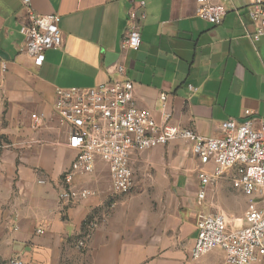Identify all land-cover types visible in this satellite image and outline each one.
Segmentation results:
<instances>
[{
	"label": "crops",
	"instance_id": "0c3cea01",
	"mask_svg": "<svg viewBox=\"0 0 264 264\" xmlns=\"http://www.w3.org/2000/svg\"><path fill=\"white\" fill-rule=\"evenodd\" d=\"M145 1L141 43L131 50L122 47L128 0H31L37 14L59 15L64 38L38 62L24 50L20 27L28 16L22 1L0 0V65H7L0 70V264L17 257L27 264L224 262L220 248L191 259L198 221L212 214L196 209L203 207L199 180L147 181L144 186L154 188L150 194H116L108 164L99 159L93 173L74 180L96 195L74 201L59 195L76 151L57 117L55 90L108 82L115 76L110 64L126 66L136 105L153 111L159 122L167 112L171 124L220 137L222 122L244 121L245 110L256 123L264 119V37L251 38L248 15L254 0H223L227 13L218 25L198 17L197 0ZM189 84L199 90L192 92ZM35 112L47 115L39 130L31 128ZM180 142L193 157L187 141L164 146ZM139 154L132 155L131 167ZM89 218L97 223L93 229Z\"/></svg>",
	"mask_w": 264,
	"mask_h": 264
},
{
	"label": "built area",
	"instance_id": "2783aa9c",
	"mask_svg": "<svg viewBox=\"0 0 264 264\" xmlns=\"http://www.w3.org/2000/svg\"><path fill=\"white\" fill-rule=\"evenodd\" d=\"M28 20L20 27L25 38V52L43 62L46 52L63 44V32L58 14H37L31 0H21ZM131 4L129 27L122 39L124 49L138 50L141 27L145 18V0H128ZM197 15L218 25L226 16L223 0H197ZM254 25L250 34L254 40L264 37V0H254L248 6ZM7 65L1 63L5 72ZM114 78L90 88H62L55 90V110L59 122L67 127L68 146L76 151L71 166L63 173L66 187L60 198L74 201L96 195V191L74 186L77 175L93 173L97 161L108 164L112 191L129 194L135 188L134 172L130 165L134 153L164 146L170 142L187 141L197 161L198 198L204 200L213 182L230 178L232 186L249 198L240 225L229 222L223 212L208 214L198 221V235L191 259L198 260L216 248L224 251L222 264H264V119L255 122L251 110L239 121L229 118L221 124L223 135L206 137L195 130L170 123L171 115L163 112L159 122L149 109H141L135 102V86L127 76L126 66L119 62L113 69ZM192 92L199 88L189 84ZM162 101L167 94L162 93ZM164 109H162L163 111ZM47 120L44 112L31 115V128L39 130ZM44 182V180H41ZM96 221L88 223L89 228ZM85 246L84 240L79 242ZM8 264H27L13 258Z\"/></svg>",
	"mask_w": 264,
	"mask_h": 264
},
{
	"label": "rangeland",
	"instance_id": "374dc122",
	"mask_svg": "<svg viewBox=\"0 0 264 264\" xmlns=\"http://www.w3.org/2000/svg\"><path fill=\"white\" fill-rule=\"evenodd\" d=\"M154 150L157 151L154 152ZM149 152H152V155L148 154ZM132 168L137 188H134L130 195L150 194L154 188L145 187V182L159 179L183 178L187 182L198 185L197 161L188 152V146L182 142L175 144L173 148L164 146L140 152L139 158L132 162ZM209 189L211 191L203 200V207L201 204L196 206L197 211H205L207 207V213L223 212L229 222L240 225L247 210L249 198L232 186L230 178L213 182ZM180 200L182 201L183 198L181 197Z\"/></svg>",
	"mask_w": 264,
	"mask_h": 264
},
{
	"label": "water",
	"instance_id": "95a60500",
	"mask_svg": "<svg viewBox=\"0 0 264 264\" xmlns=\"http://www.w3.org/2000/svg\"><path fill=\"white\" fill-rule=\"evenodd\" d=\"M116 67V64H110V70H113Z\"/></svg>",
	"mask_w": 264,
	"mask_h": 264
},
{
	"label": "trees",
	"instance_id": "16d2710c",
	"mask_svg": "<svg viewBox=\"0 0 264 264\" xmlns=\"http://www.w3.org/2000/svg\"><path fill=\"white\" fill-rule=\"evenodd\" d=\"M91 221H93L92 218L87 219L86 224H88V223L91 222Z\"/></svg>",
	"mask_w": 264,
	"mask_h": 264
}]
</instances>
